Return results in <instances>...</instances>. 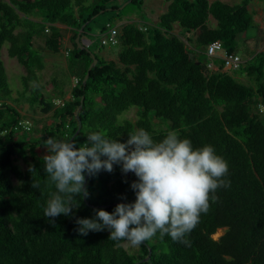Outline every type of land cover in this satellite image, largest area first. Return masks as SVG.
<instances>
[{
	"label": "trees",
	"instance_id": "trees-1",
	"mask_svg": "<svg viewBox=\"0 0 264 264\" xmlns=\"http://www.w3.org/2000/svg\"><path fill=\"white\" fill-rule=\"evenodd\" d=\"M112 1L0 0V264H264V113L259 112L264 111V48L248 60L242 56L238 69H225L220 59L218 68L210 69L205 53L214 41H221L229 52L240 51L243 34L256 26L250 0H172L155 24L117 26L118 43L112 46L121 48L118 61L76 43L84 25L81 40L100 14L122 10L110 6ZM107 23L114 26L111 20ZM175 24L185 38L174 33ZM67 29L73 31V47L65 53L75 85L71 99L63 97L64 104L57 105L43 93L39 74L47 66L46 49H65ZM37 39L44 46L38 47ZM5 43L10 44L9 55L27 69L21 97L32 106L38 104L43 114H53L38 140L18 139L22 130L32 132L31 121L3 101L12 94L1 57ZM94 58L98 62L89 71ZM81 104L82 128L73 141L78 147L84 146L90 131L121 142L123 130H146L157 142L174 131L194 147L212 145L227 161L225 179L230 186L213 194L207 213L186 236L188 244L157 235L132 253L124 241L110 239L108 230L79 233L78 218L93 217L94 209L111 212L119 202L135 200L131 180L122 176L120 166L90 176L89 195L73 199L79 206L71 215L44 216L47 202L58 193L44 171L45 156L37 150L45 148L50 137L71 140L79 127L76 110ZM132 107L139 109L137 120L121 122L119 115ZM153 117L169 122L171 128L156 129ZM27 149L33 155L23 170L15 155H25ZM33 182L39 188H33ZM221 228L225 233L215 239Z\"/></svg>",
	"mask_w": 264,
	"mask_h": 264
},
{
	"label": "clouds",
	"instance_id": "clouds-1",
	"mask_svg": "<svg viewBox=\"0 0 264 264\" xmlns=\"http://www.w3.org/2000/svg\"><path fill=\"white\" fill-rule=\"evenodd\" d=\"M85 136L82 147L54 137L47 140L44 171L58 194L47 202L45 217L71 215L79 206L73 199L81 193L83 198L89 195L86 176L120 166L123 174L133 173L137 179L131 183L134 201L118 203L111 212L94 209L93 217L76 220L82 235L108 230L113 241L134 247L157 235L188 244L186 236L207 213L213 194L230 186L225 179L228 163L212 145L194 147L174 131L158 142L146 130L129 134L125 142L109 139L102 131ZM32 187L39 185L33 182Z\"/></svg>",
	"mask_w": 264,
	"mask_h": 264
},
{
	"label": "rangeland",
	"instance_id": "rangeland-1",
	"mask_svg": "<svg viewBox=\"0 0 264 264\" xmlns=\"http://www.w3.org/2000/svg\"><path fill=\"white\" fill-rule=\"evenodd\" d=\"M127 0H113L110 6H117L120 7L122 10L117 11H106L103 14H100L95 21L89 24V28L87 33H85L82 39H88L91 41L89 44L90 48L101 58L106 60H116L119 59V46H102L101 44V29L103 25L106 24L109 20H111L114 26L120 24L122 27L123 25L131 22V23H138L139 25L145 24H155L157 21L156 15L160 14L158 11L157 1L156 0H143V4L139 7V3H131L126 2ZM161 1V0H160ZM213 1V0H211ZM244 0H227L232 4H239ZM172 0L168 4L170 6ZM166 1L163 0V4ZM151 5V6H150ZM168 5H166L168 7ZM165 5L162 6L161 12H166ZM252 14H258V8L262 7L264 10V1L262 0H250L248 5ZM117 13H122L123 16L121 18L117 17ZM152 14H155L154 16ZM157 15V16H158ZM258 27V26H257ZM256 28V27H255ZM259 28V27H258ZM257 28V29H258ZM176 30V31H175ZM175 34L181 35L183 38L185 33L183 32L182 28L179 24H175ZM182 30V31H181ZM70 30L67 29L65 31L64 38L62 40L63 45L65 44L68 46L67 48H72V36H69ZM260 34L257 36L258 39L253 40V43L248 44L247 40L245 41V37L250 33H246L241 40V46L239 53L245 57V59H250L257 51H260L264 48V29H259ZM36 44L39 46H44V41L42 39H37ZM9 43H5L2 48V60L5 64L7 75H8V82L9 86L12 90L11 98H7L3 101L13 105L15 108L19 110L22 117L30 119L33 130L32 132L22 130L18 134V139L20 141L26 140H38L40 135H42V127L46 124H51L54 120L53 114H43L41 108L38 104L32 106L28 103L25 98L21 97V92L24 90V82L23 76L27 74V69L23 66L17 58L11 57L9 55ZM45 55L47 56V66L46 68L39 74L40 82L43 85V93L48 98L55 99L54 102L57 103L58 100H61L63 97L65 99H71V88L75 85V77L72 76V73L69 68L68 61L70 62L69 56L65 55V49L59 53H54L49 50H45ZM194 55V54H193ZM238 78L244 80L245 82H250L248 77L239 75ZM28 95L31 92L27 93ZM64 99V98H63ZM2 101V100H1ZM138 107H132L129 110L123 112L119 115V120L124 122L125 120L129 119L132 121H136L138 118ZM260 113H264L263 110L259 109ZM153 123L156 129L164 128L170 129V123L165 121L164 119H159L153 117ZM129 132L125 130L121 131L119 137L121 140L127 141L129 138ZM134 134V133H133ZM47 143V141H46ZM37 152L41 153L42 155H48L47 146L45 148H39ZM33 153L30 149H27L25 155L21 152H18L15 155L16 164H18L23 170L27 169L28 162L31 161ZM122 176L129 177L131 183L136 180L137 178L134 176L132 177V173H128L127 175L122 173ZM14 183L17 184L18 180L13 177ZM221 231H217L218 233L214 235L215 239H219L226 231V228H221ZM124 247L128 249L130 252H138L140 246H132L130 243L124 241Z\"/></svg>",
	"mask_w": 264,
	"mask_h": 264
},
{
	"label": "built area",
	"instance_id": "built-area-1",
	"mask_svg": "<svg viewBox=\"0 0 264 264\" xmlns=\"http://www.w3.org/2000/svg\"><path fill=\"white\" fill-rule=\"evenodd\" d=\"M106 26H107V30L104 33H102V39H101L102 44L116 45L118 43V34H119L117 26H112L110 23H107ZM205 53L209 59L207 66L210 69L218 68L216 59H220L224 61L225 69H238L241 66V64L244 63L243 57L239 52H229L221 41L211 42L207 46ZM77 82L78 79H76V83ZM56 104L63 105L64 102L62 100H58ZM20 124H23V122H20Z\"/></svg>",
	"mask_w": 264,
	"mask_h": 264
},
{
	"label": "crops",
	"instance_id": "crops-1",
	"mask_svg": "<svg viewBox=\"0 0 264 264\" xmlns=\"http://www.w3.org/2000/svg\"><path fill=\"white\" fill-rule=\"evenodd\" d=\"M147 0H145L144 2H146ZM157 1V6H158V11L160 12V14L157 16H155L156 17V19H155V21H158L159 20V18H160V16L163 14V13H165V12H161L162 10H161V8H162V6H166V5H168L169 3H170V0H165L166 1V3L165 4H163V0H156ZM211 1V0H210ZM224 1H226L227 2V0H224ZM230 3V2H229ZM151 6V5H150ZM167 7V6H166ZM168 8H169V5H168V7H167V9H166V11L168 10ZM250 10V9H249ZM153 16L155 15V14H152ZM253 16H254V20H255V23H256V28L255 27H253V28H251V29H249L246 33H248V32H250L246 37H245V41L247 40V42H248V44H251V43H253V40H257L258 39V35L260 34V32L258 33V31H259V29L260 28H263L264 29V10H263V8L262 7H259L258 8V14H256V15H254L253 14ZM146 25V24H145ZM118 27L119 26H121L120 24H118L117 25ZM124 26V25H123ZM259 28H258V27ZM64 28H66V27H64ZM120 29H121V27H119ZM258 28V29H257ZM176 31V30H175ZM182 31V30H181ZM70 33H69V36H72L73 35V31H69ZM246 33H244L243 34V36H245V34ZM194 35V34H193ZM192 35V36H193ZM85 41H87V43H91V41L90 40H88V39H85ZM65 50L67 49V45L65 44ZM65 55L67 56V54L65 53ZM74 86V85H73ZM73 88V87H72ZM72 88H71V95H72Z\"/></svg>",
	"mask_w": 264,
	"mask_h": 264
},
{
	"label": "water",
	"instance_id": "water-1",
	"mask_svg": "<svg viewBox=\"0 0 264 264\" xmlns=\"http://www.w3.org/2000/svg\"><path fill=\"white\" fill-rule=\"evenodd\" d=\"M85 26V25H84ZM84 26L81 28V30H80V32L78 33V35H77V37H76V43L80 46V47H82V48H88V46H89V44L87 43V41H85V39H80V37H81V33H82V31H83V29H84ZM97 62H98V60L96 59V58H94V60H93V62H92V64L90 65V67H89V71L92 69V67L93 66H95L96 64H97ZM88 71V72H89ZM88 77H89V74H86L85 75V77H84V84H86V82H87V80H88ZM83 99H84V97H82V99H81V102L83 103ZM82 109V104L78 107V109L76 110V116L78 117V120H79V127H78V130H77V132L75 133V135H73V137L71 138V140L70 141H74V139H75V137L77 136V134L80 132V130H81V128H82V121H81V119H80V116H79V113H80V110ZM88 179H89V176H86V185H85V187L87 188V183H88ZM86 197V196H85ZM84 197V198H85ZM119 203H121V202H119ZM108 206H110V205H99V207H101V208H106V207H108ZM151 253H152V250L150 249V251H149V255H151Z\"/></svg>",
	"mask_w": 264,
	"mask_h": 264
},
{
	"label": "bare ground",
	"instance_id": "bare-ground-1",
	"mask_svg": "<svg viewBox=\"0 0 264 264\" xmlns=\"http://www.w3.org/2000/svg\"><path fill=\"white\" fill-rule=\"evenodd\" d=\"M219 231H221V230L219 229L218 232H219ZM218 232H217V233H218ZM217 233H215L214 235H216Z\"/></svg>",
	"mask_w": 264,
	"mask_h": 264
}]
</instances>
